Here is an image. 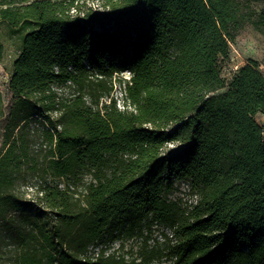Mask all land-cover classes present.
I'll list each match as a JSON object with an SVG mask.
<instances>
[{"label": "trees", "instance_id": "obj_1", "mask_svg": "<svg viewBox=\"0 0 264 264\" xmlns=\"http://www.w3.org/2000/svg\"><path fill=\"white\" fill-rule=\"evenodd\" d=\"M99 6L0 0V23L21 33L0 264H264V73L251 60L227 83L219 64L248 18L242 3ZM177 182L197 200L171 199Z\"/></svg>", "mask_w": 264, "mask_h": 264}, {"label": "rangeland", "instance_id": "obj_2", "mask_svg": "<svg viewBox=\"0 0 264 264\" xmlns=\"http://www.w3.org/2000/svg\"><path fill=\"white\" fill-rule=\"evenodd\" d=\"M93 7H98L102 10L101 0H87ZM242 3L243 10L247 15V20L243 23L242 27L237 31L234 39L230 40V50L227 56L221 57L219 64L221 67L222 75L225 77L226 82L232 79L240 67L251 60L259 63V69L264 73V0H239ZM0 44L5 48V55L0 61V92L2 93V106L3 112L0 114V146L3 144L5 125L10 106L12 104L11 92L8 90L10 76L13 71V60L17 56L21 44V33H15L8 24L0 23ZM129 72H125L127 77ZM119 77H115V85L113 94L118 97V102L123 107L122 90ZM257 121L264 126V115L258 114ZM168 147L175 148L176 143L170 142ZM88 179V178H86ZM171 199L181 197L182 201L191 203L197 200V196L193 194L187 184L182 182L176 183V189L169 195ZM164 229V228H162ZM155 231L153 239H159L160 231ZM120 241L117 240L110 245L109 252L118 248ZM141 245V239H132L125 242V247L122 252L127 253V256L135 253L137 248ZM100 247V245H99ZM159 264V263H156ZM162 264H172L171 260L164 261Z\"/></svg>", "mask_w": 264, "mask_h": 264}, {"label": "built area", "instance_id": "obj_3", "mask_svg": "<svg viewBox=\"0 0 264 264\" xmlns=\"http://www.w3.org/2000/svg\"><path fill=\"white\" fill-rule=\"evenodd\" d=\"M263 133H264V131H263Z\"/></svg>", "mask_w": 264, "mask_h": 264}]
</instances>
